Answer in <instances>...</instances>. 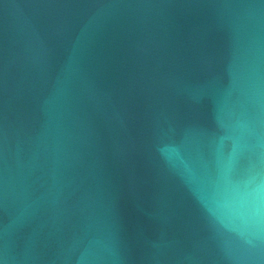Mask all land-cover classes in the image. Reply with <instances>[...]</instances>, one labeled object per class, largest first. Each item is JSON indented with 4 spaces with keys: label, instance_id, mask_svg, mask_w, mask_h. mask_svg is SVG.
<instances>
[{
    "label": "water",
    "instance_id": "water-1",
    "mask_svg": "<svg viewBox=\"0 0 264 264\" xmlns=\"http://www.w3.org/2000/svg\"><path fill=\"white\" fill-rule=\"evenodd\" d=\"M0 264H264V0H0Z\"/></svg>",
    "mask_w": 264,
    "mask_h": 264
}]
</instances>
